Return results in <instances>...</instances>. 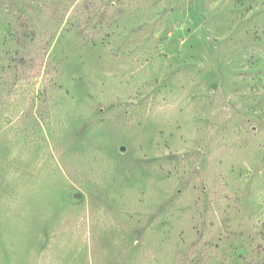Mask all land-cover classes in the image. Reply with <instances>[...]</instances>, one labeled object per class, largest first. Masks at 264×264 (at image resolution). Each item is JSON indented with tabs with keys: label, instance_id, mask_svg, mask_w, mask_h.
<instances>
[{
	"label": "rangeland",
	"instance_id": "obj_1",
	"mask_svg": "<svg viewBox=\"0 0 264 264\" xmlns=\"http://www.w3.org/2000/svg\"><path fill=\"white\" fill-rule=\"evenodd\" d=\"M0 264H264V0H0Z\"/></svg>",
	"mask_w": 264,
	"mask_h": 264
},
{
	"label": "trees",
	"instance_id": "obj_2",
	"mask_svg": "<svg viewBox=\"0 0 264 264\" xmlns=\"http://www.w3.org/2000/svg\"><path fill=\"white\" fill-rule=\"evenodd\" d=\"M46 52H47L46 48L41 49V52H39L40 53L39 57L36 60V63H34L33 66L30 67L29 69H26L25 73L22 76H20V79L25 80V79H29V78H38L39 77V74L41 71L40 68L43 64Z\"/></svg>",
	"mask_w": 264,
	"mask_h": 264
}]
</instances>
